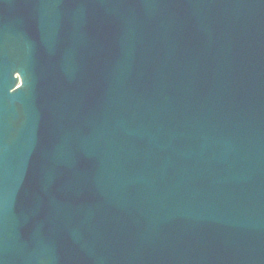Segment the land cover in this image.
Instances as JSON below:
<instances>
[{"label":"water","instance_id":"1","mask_svg":"<svg viewBox=\"0 0 264 264\" xmlns=\"http://www.w3.org/2000/svg\"><path fill=\"white\" fill-rule=\"evenodd\" d=\"M142 7L148 15H154L155 8L159 10L160 15L163 14V10H165L159 0H140ZM35 15L29 16V23L32 24L35 19ZM3 30H8V24L6 22H2ZM143 23H139L142 25ZM227 38L232 40L231 47L227 46V49L222 51L220 47H216L219 50V54L216 56L215 61L219 65L215 68H223L222 72H226V76L229 77L230 74L236 73L237 70H240L243 67H251L253 61L249 58V55H257L259 53V49L255 45H247L244 43H239L234 45L236 36L227 33ZM242 38V37H241ZM208 46L204 47V51H208ZM5 50L0 48V58L2 56L6 57V61L0 60V93L4 91L3 84L5 82L4 77L8 76V70L12 65V59L5 55ZM249 54V55H248ZM248 55V56H247ZM170 71L168 75V81L173 85L172 90H180L179 88V78H178V70L185 69L181 67V61H170ZM214 68V69H215ZM229 74V75H228ZM40 108L41 107H22L19 110V120L18 124L15 128H10L9 121H4L0 116V129H7L6 135L2 136L0 134V264H19L12 260L13 254L15 253V241L17 238L22 236L21 231H16L14 228L21 226V220H27V210L26 204L22 200H18L17 198V188L18 186H24V190L27 191V188L30 184L31 179L34 176L33 171H30L28 174V179L25 180V169L27 168V164L31 160H35L41 158V148L39 147H26L25 145L19 144L17 151L14 152L10 148V144L16 142L18 139L14 134L19 132L20 124L22 122H26L31 119V114H36V118L40 117ZM156 114L158 115L160 112L163 115V120L154 121L153 125H151L150 133L147 135L149 147L155 151H151L152 154H162L164 157H167L172 154V158L167 161L162 160V164L160 165L162 168L171 167V169H182L185 164H192L200 162V158L192 154L190 157L188 154H184L181 150V146L184 145L185 149H189L188 147L191 143L195 142V132L198 131L196 128L195 121L192 120V124L186 123L180 116L182 112H185V107H172L169 112L166 110L168 107H155ZM192 109V108H191ZM190 109V110H191ZM15 108H9L7 113L14 112ZM16 111V110H15ZM261 114V117L264 116V108L259 109L258 111ZM4 114L7 116L6 112ZM169 115L170 118L165 120V116ZM196 115V114H195ZM157 124V125H156ZM204 129V125L200 126ZM138 131V130H137ZM217 133V131H215ZM220 137L217 142H220L224 145V157L223 160H220L219 152L217 154V161L215 163L216 167L220 172L225 174L227 178L232 176V171L228 170V166L225 161L228 160L231 156L229 142V134H225L223 136L224 129H220ZM12 134V135H11ZM11 136V137H9ZM11 138L13 141L9 142L7 138ZM194 139V140H193ZM41 152V153H39ZM182 154L184 155H181ZM184 159V161H183ZM234 168L236 165L234 164ZM228 171V173H227ZM172 172V171H171ZM35 177V176H34ZM186 178V175L184 176ZM150 182V181H148ZM120 183V182H118ZM34 193V188L31 189ZM181 198L184 196L181 194ZM74 201L78 204L84 202L88 206H91L92 199L80 200L78 198H74ZM183 203L187 202L183 199L181 200ZM116 203V200L113 201ZM38 215L32 210L29 211V218H37ZM39 217H43L40 214ZM19 223V224H18ZM251 231V228L247 229ZM107 234V232H105ZM108 264H117L115 257H108ZM118 264H120V259ZM124 264H134L132 260L128 258L124 259Z\"/></svg>","mask_w":264,"mask_h":264},{"label":"bare ground","instance_id":"2","mask_svg":"<svg viewBox=\"0 0 264 264\" xmlns=\"http://www.w3.org/2000/svg\"><path fill=\"white\" fill-rule=\"evenodd\" d=\"M230 43H220V47H222V50L225 49L226 46H229ZM219 54V50L217 51ZM198 51H195L193 54V59H196V56L198 55ZM189 72L194 75L195 78L199 79V81H195L193 78H190L189 76L186 77L187 81L191 86H195L197 88V91L200 93H203L207 89V84L205 83V80L207 78L202 74V72L198 68H192L189 69ZM210 93V91H208Z\"/></svg>","mask_w":264,"mask_h":264}]
</instances>
